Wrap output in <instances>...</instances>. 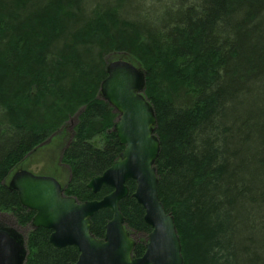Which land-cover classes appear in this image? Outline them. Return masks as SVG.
Segmentation results:
<instances>
[{
	"label": "trees",
	"instance_id": "obj_1",
	"mask_svg": "<svg viewBox=\"0 0 264 264\" xmlns=\"http://www.w3.org/2000/svg\"><path fill=\"white\" fill-rule=\"evenodd\" d=\"M151 1L161 4L153 21L119 15V0L86 11L82 0H0V212L30 228L33 212L8 177L53 138L65 195L83 202L111 191L86 185L123 149L111 130L117 113L99 93L106 64L122 58L145 73L157 190L183 264H264V110L242 108L252 94L264 102V0ZM127 186L119 206L139 257L150 228ZM111 216L98 210L91 233L102 238ZM49 233L30 228L25 264L76 260V247L52 246Z\"/></svg>",
	"mask_w": 264,
	"mask_h": 264
},
{
	"label": "water",
	"instance_id": "obj_2",
	"mask_svg": "<svg viewBox=\"0 0 264 264\" xmlns=\"http://www.w3.org/2000/svg\"><path fill=\"white\" fill-rule=\"evenodd\" d=\"M144 89L145 75L137 65L122 58L106 64L99 93L117 113L111 130L123 149L116 161L86 185L92 193L109 187L111 191L102 198L79 202L65 195L55 177L23 168L8 178L7 186L16 192L20 205L33 212L30 228L49 229L48 241L54 247H76L78 256L70 264H183L173 215L165 211L158 196L154 162L160 141L155 134V112ZM128 180L134 182L131 197L142 207L143 221L150 228L139 257H133L135 240L119 206L128 195ZM100 209H109L112 216L103 237L97 238L90 230L91 218ZM27 252L15 229L0 227V264H25Z\"/></svg>",
	"mask_w": 264,
	"mask_h": 264
},
{
	"label": "rangeland",
	"instance_id": "obj_3",
	"mask_svg": "<svg viewBox=\"0 0 264 264\" xmlns=\"http://www.w3.org/2000/svg\"><path fill=\"white\" fill-rule=\"evenodd\" d=\"M84 4L85 11L95 4H103L105 5H116L118 0H82ZM103 2V3H102ZM116 2V3H115ZM161 4L158 2H153L151 0H119L118 9L119 15L125 18H132L135 15H139L142 18H148L149 20H154L156 16V12L158 8H160ZM157 9V10H156ZM258 95L252 94L251 98H246L245 103L243 104V110L250 105L253 110L256 109H263L264 105L258 99ZM250 99V100H249ZM252 103V105H251ZM251 109V108H250ZM61 139L53 138L51 140H47L45 144L41 147L37 148L36 150L30 152L24 160L19 164L18 167L24 168L29 171H34L35 173H46L52 174L54 177L56 176L59 182L62 184L66 183L68 174L67 166L61 164L59 165V157L61 153ZM66 142V141H65ZM18 169V168H17ZM55 177V178H56ZM259 219L264 218V208L259 210L257 215ZM0 222L1 224L8 225L15 229L26 241L27 233L29 232L30 228L27 226L21 227L15 221V219L10 216V213H1L0 212ZM135 237V235L133 236ZM139 237V236H138ZM136 237V238H138Z\"/></svg>",
	"mask_w": 264,
	"mask_h": 264
},
{
	"label": "flooded vegetation",
	"instance_id": "obj_4",
	"mask_svg": "<svg viewBox=\"0 0 264 264\" xmlns=\"http://www.w3.org/2000/svg\"><path fill=\"white\" fill-rule=\"evenodd\" d=\"M26 158V157H25ZM59 165H61V163L59 162ZM21 167H18V169H20ZM34 172V171H33ZM35 173V172H34ZM37 174H42V175H50V176H53L52 174H46V173H37ZM56 177V176H55ZM57 178V177H56ZM58 179V178H57Z\"/></svg>",
	"mask_w": 264,
	"mask_h": 264
},
{
	"label": "bare ground",
	"instance_id": "obj_5",
	"mask_svg": "<svg viewBox=\"0 0 264 264\" xmlns=\"http://www.w3.org/2000/svg\"><path fill=\"white\" fill-rule=\"evenodd\" d=\"M145 74V73H144ZM146 78V77H145ZM129 194V193H128ZM159 196V195H158ZM100 199V198H99ZM81 202V201H80ZM126 226V225H125ZM1 227V226H0ZM177 230V229H176ZM128 231H129V229H128ZM131 234V233H130ZM96 237V236H95ZM146 242V241H145Z\"/></svg>",
	"mask_w": 264,
	"mask_h": 264
}]
</instances>
